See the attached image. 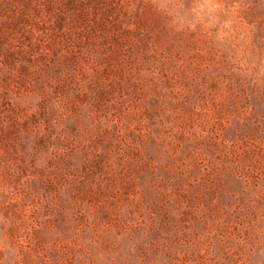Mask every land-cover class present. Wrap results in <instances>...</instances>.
Instances as JSON below:
<instances>
[{"label": "rangeland", "instance_id": "374dc122", "mask_svg": "<svg viewBox=\"0 0 264 264\" xmlns=\"http://www.w3.org/2000/svg\"><path fill=\"white\" fill-rule=\"evenodd\" d=\"M0 264H264V0H0Z\"/></svg>", "mask_w": 264, "mask_h": 264}]
</instances>
